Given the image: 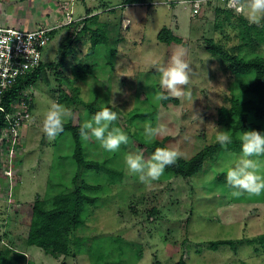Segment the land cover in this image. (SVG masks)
<instances>
[{
	"label": "rangeland",
	"instance_id": "obj_1",
	"mask_svg": "<svg viewBox=\"0 0 264 264\" xmlns=\"http://www.w3.org/2000/svg\"><path fill=\"white\" fill-rule=\"evenodd\" d=\"M243 3L244 0H0V26L27 30L60 25L43 51V63L52 66L46 71L47 81L38 80L22 93L9 115L11 126L0 138V250L11 247L23 253L30 264H90V255H72L76 249L69 256L54 258L26 244L32 205L38 200L50 201L59 190H73L83 180L102 185L105 192L97 207L88 209L85 224L73 233L80 250L110 238L127 244L125 264H264V250L258 241L264 235V191L259 195L238 193L220 180V176L226 177L224 167L236 153L221 149L193 177L166 179L162 175L151 183L130 175L123 160L127 152L142 151L146 160L152 155L133 138L135 133L145 139L142 132L147 123L165 125L167 133L155 140L180 152L179 158L184 160L216 143L208 124L226 130L217 122L218 111L229 108L231 98L242 97L239 85L252 82L253 75H232L227 64L212 55L209 48L215 44L245 59L264 58V33L255 34L264 30V21L259 25L251 23L246 8L240 10ZM8 16L15 17L16 25L7 22ZM242 20L250 27L245 41ZM74 22L78 26L72 29L69 25ZM84 25L106 33L107 48L113 50L110 61L104 47L95 56L88 54L90 32L82 31ZM164 28L181 43H160L158 36ZM72 31L80 33L79 40L72 43L73 52L59 67L65 39ZM245 42L249 46H244ZM181 51L191 69L189 84L181 87L191 90L193 105L183 97L172 96L160 85L157 69L168 66ZM72 67H88V72L82 79H75ZM60 90L70 99L77 97V101L97 107L112 101L114 110L120 112L114 125L129 135V143L121 145L120 150L109 153L94 139L82 140L87 159L107 161V165L122 171L115 185L107 187L105 176L91 172L81 173L76 186L71 184L76 168L71 160L69 135L49 138L41 125L50 101L58 103ZM159 93L178 102L163 106L156 98ZM61 104L72 110L73 126L81 127L91 118L79 103ZM137 108L156 109L155 117L140 118L131 126L126 116ZM252 119L251 123H258ZM260 124L264 132V122ZM55 153L63 157L58 158L55 168L56 179L63 176V184L50 187ZM259 159L264 161V157ZM221 240L232 244L210 249L211 242ZM104 243L106 249H112Z\"/></svg>",
	"mask_w": 264,
	"mask_h": 264
},
{
	"label": "trees",
	"instance_id": "obj_2",
	"mask_svg": "<svg viewBox=\"0 0 264 264\" xmlns=\"http://www.w3.org/2000/svg\"><path fill=\"white\" fill-rule=\"evenodd\" d=\"M173 2V0H168ZM86 20V19H85ZM85 22V21H84ZM88 22V21H87ZM244 31L242 39L245 41V36H248L250 30L246 21L242 20ZM78 26L75 22L70 24L69 27L75 29ZM83 32H90L91 48L88 54L95 56L100 52V48L104 47L106 50V59L110 61L112 58V52L108 46V37L106 33L101 29L92 30L88 26L84 25ZM55 31L51 33V39ZM264 30L256 31V36H262ZM80 33L72 31L65 39L63 46V52L61 59L58 63L59 67H63L65 59L73 52L71 47L72 43L79 40ZM263 40V38H262ZM158 41L164 44H180L181 40L175 37L168 29H163L158 36ZM244 46H249V43H244ZM209 52L212 55L218 56L222 62L227 64L229 73L235 76H248L253 75V81L239 85V91L242 97L231 98L229 108H220L218 111V124L223 126L229 131L232 137V143L227 147H222L219 143H214L209 146H205L199 153L190 158L184 160L178 158L177 162L173 165L166 167L164 171V177L166 179L176 177H193L197 175L203 169L204 165L210 162L214 155L221 149L240 153V141L239 134L245 130H256L262 132L261 122H264V58L255 56L254 58L245 59L238 55H233L224 50L221 46L212 44L209 48ZM96 53V54H95ZM52 66L50 64L42 63L40 67L21 79L16 86L2 99L0 107L3 111H0V138L4 130L9 129V122L5 117L7 114H11L13 104L21 97L22 93L35 85L38 80L47 81L46 71L50 70ZM72 74L75 79H82L88 72V67H72ZM73 91H75L73 89ZM166 95V94H165ZM76 99V100H75ZM78 98L70 99L62 90L58 97V103L65 104H81L85 107L90 117L99 111L101 107L92 105L91 103H81L77 101ZM178 102L176 99L169 98L161 101L163 106H166L169 102ZM31 109V106L29 107ZM156 114V109L142 110L134 109L127 113L128 124L133 126L140 118L149 117L153 119ZM255 119L258 123H251L249 120ZM115 124V123H114ZM80 126H73L71 119L69 118L64 125V131L56 136L63 137L69 135L72 141V154L71 160L76 168V172L71 177V184L76 186V183L81 176V173L91 172L95 174H101L106 177L107 187L115 185L122 177V171L119 168H114L107 165V161L102 162L98 160L87 159L85 150L82 146V139L79 135ZM133 138L143 148L151 150V154L156 148L167 147L163 142L157 140L148 143L145 139L138 137L135 133ZM55 160L53 161V173L49 179V186H61L63 184V176L56 179V166L59 165V159L63 157L57 156L55 153ZM221 181H225V176H220ZM105 192V187L100 184H88L85 181H80V185L76 186L73 190H59L51 197L50 201L38 200L32 205V218L26 232V244L28 246H34L41 249L44 254L50 255L54 258L59 256L71 255V250L76 249V252H72V255H90V264H125L123 256L127 244L121 242L119 239H105L100 240L98 244L93 247L80 250V244H76L78 240H75L74 232L81 228L85 224L87 219L88 209L90 207L96 208L100 195ZM107 242L112 246V249L105 248L102 244ZM260 245L264 250V235L258 238ZM105 244V243H104ZM231 241L221 240L211 242L210 249L215 251L218 247L224 245H231ZM78 248V249H77ZM135 254V253H134ZM138 253L135 254L137 256ZM0 264H30L26 261V257L23 253H18L11 247H7L0 250ZM184 264V263H181Z\"/></svg>",
	"mask_w": 264,
	"mask_h": 264
},
{
	"label": "clouds",
	"instance_id": "obj_3",
	"mask_svg": "<svg viewBox=\"0 0 264 264\" xmlns=\"http://www.w3.org/2000/svg\"><path fill=\"white\" fill-rule=\"evenodd\" d=\"M246 8L247 18L253 24L259 25L264 21V0H244L240 10ZM184 51L171 58L168 66L159 67L160 85L169 91L172 96L183 97L185 101L193 105L192 92L190 89L181 87L190 82V65L184 60ZM163 101L168 99L164 93L156 97ZM115 105L105 104L101 109L86 119L79 130L82 140H95L100 148L106 152H116L121 145L129 143V135L124 130L114 125L119 118L120 112L114 110ZM72 110L63 104L50 101L41 121L42 130L49 138H55L64 131V125L71 117ZM196 116V115H195ZM203 124V121L196 116ZM215 135L216 142L222 147L232 143V137L228 130L219 129L214 124H208ZM167 128L163 124L147 123L143 126L142 135L148 143L153 142L156 137L165 135ZM240 153L233 160H229L224 167L226 172V184L238 193L247 192L259 195L264 191V132L256 130H245L239 134ZM181 153L175 149L163 147L156 148L149 159H145L142 151L136 153L127 152L123 160L126 170L130 175H135L141 182L151 183L157 181L164 174L166 167L177 162Z\"/></svg>",
	"mask_w": 264,
	"mask_h": 264
},
{
	"label": "built area",
	"instance_id": "obj_4",
	"mask_svg": "<svg viewBox=\"0 0 264 264\" xmlns=\"http://www.w3.org/2000/svg\"><path fill=\"white\" fill-rule=\"evenodd\" d=\"M67 21L68 24L71 22L70 19ZM59 28L60 25H45L24 30L16 26H0V102L21 79L40 67L51 33ZM0 111H3L1 107ZM9 115L5 119L10 127Z\"/></svg>",
	"mask_w": 264,
	"mask_h": 264
},
{
	"label": "crops",
	"instance_id": "obj_5",
	"mask_svg": "<svg viewBox=\"0 0 264 264\" xmlns=\"http://www.w3.org/2000/svg\"><path fill=\"white\" fill-rule=\"evenodd\" d=\"M10 17L9 19H7V22H10L12 25H16L15 22H14V16H8ZM4 21V20H3ZM30 247H34V246H30Z\"/></svg>",
	"mask_w": 264,
	"mask_h": 264
}]
</instances>
